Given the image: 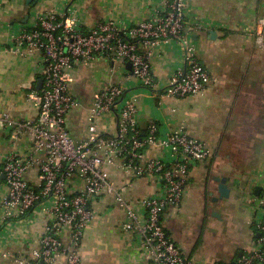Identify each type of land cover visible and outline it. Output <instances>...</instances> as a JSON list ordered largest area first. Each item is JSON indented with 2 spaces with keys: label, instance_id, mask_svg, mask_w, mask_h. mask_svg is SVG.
<instances>
[{
  "label": "crops",
  "instance_id": "1",
  "mask_svg": "<svg viewBox=\"0 0 264 264\" xmlns=\"http://www.w3.org/2000/svg\"><path fill=\"white\" fill-rule=\"evenodd\" d=\"M158 0H3L0 8V113L17 120L34 119L37 107L29 100L40 78L39 54L21 56L10 51L16 30L30 28L41 11H73L82 28L111 18L131 25L146 18ZM186 21L203 22L208 28L191 33V43L200 63L215 77L196 96L151 95L136 79L123 83L127 94L136 96L137 118L142 131L150 121L162 130L181 125L190 136L206 144L211 155L189 168L187 186L180 203L168 207L161 222L172 240L192 264H232L257 246L258 233L253 223L254 197L264 195V49L254 42L251 29L264 14V0H188ZM215 35L211 36L210 31ZM184 45L168 40L157 45L148 62L159 86H164L174 71L183 65ZM125 72L103 60L92 66L72 69L71 91L86 106L92 95L109 83L122 80ZM159 92V91H158ZM87 109L71 110L66 116L70 136L86 132ZM113 116L105 120L112 131ZM8 131L0 130V168L13 149ZM16 148L25 151L21 140ZM150 155L152 151H149ZM36 168L27 171L30 181ZM110 176L121 182L116 170ZM215 177H225L227 198H218ZM2 179V176L0 177ZM260 190L254 192L255 187ZM5 185L0 186V197ZM162 193V184L153 177H140L125 192L127 199ZM92 222L85 228L80 245L79 264H150L139 246V237L120 226L124 211L112 195L93 202ZM45 217L32 213L23 219H0V264H15L11 256L23 255L38 246ZM7 252L8 257L2 254ZM54 264H65L61 256Z\"/></svg>",
  "mask_w": 264,
  "mask_h": 264
},
{
  "label": "built area",
  "instance_id": "2",
  "mask_svg": "<svg viewBox=\"0 0 264 264\" xmlns=\"http://www.w3.org/2000/svg\"><path fill=\"white\" fill-rule=\"evenodd\" d=\"M187 2L158 0L151 13L135 24L108 18L88 29L81 27L73 11H41L33 26L21 27L12 35V53L40 55L42 83L28 96L37 107L34 119L17 120L8 112L0 113V130L8 131L13 146L0 168V186L5 185L0 219H23L32 213L45 217L38 246L11 256L15 264H54L61 256L65 264H79L81 240L95 215L92 204L106 195H112L124 211L120 228L139 237V246L150 264H192L160 218L166 208L180 203L190 166L209 157L211 150L190 136L183 125L161 131L156 121H150L142 131L137 98L127 94L123 83L134 78L151 95L167 98L199 95L215 81L191 43V33L208 26L186 21ZM250 29L255 44L264 49V14ZM168 40L184 45L183 65L159 86L148 58L157 45ZM98 60L125 73L122 80L95 92L86 106L71 91L72 69L75 64L88 67ZM81 106L87 109L86 132L73 138L66 116ZM109 116L116 122L112 131L104 126ZM21 140L28 143L23 152L16 148ZM31 168L37 170L33 181L26 177ZM111 169L122 176L121 182L110 176ZM140 177L156 178L162 193L127 199L125 192ZM254 199L257 246L232 264H264V195ZM2 256L10 254L4 252Z\"/></svg>",
  "mask_w": 264,
  "mask_h": 264
},
{
  "label": "water",
  "instance_id": "3",
  "mask_svg": "<svg viewBox=\"0 0 264 264\" xmlns=\"http://www.w3.org/2000/svg\"><path fill=\"white\" fill-rule=\"evenodd\" d=\"M209 33H210L211 36L215 35V31L214 30H211ZM126 67L129 69L130 68V64L127 63ZM41 83H42V80L39 79L37 81V88H39L41 86ZM215 180L218 182V184H217V190H218V193H219L218 198H227L228 195H229V187H228V185L226 183V178L225 177H215ZM259 190H260V187L256 186L254 192L258 194Z\"/></svg>",
  "mask_w": 264,
  "mask_h": 264
},
{
  "label": "trees",
  "instance_id": "4",
  "mask_svg": "<svg viewBox=\"0 0 264 264\" xmlns=\"http://www.w3.org/2000/svg\"><path fill=\"white\" fill-rule=\"evenodd\" d=\"M161 219V218H160Z\"/></svg>",
  "mask_w": 264,
  "mask_h": 264
}]
</instances>
